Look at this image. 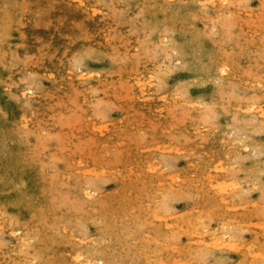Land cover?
I'll return each instance as SVG.
<instances>
[{"label": "clouds", "instance_id": "obj_1", "mask_svg": "<svg viewBox=\"0 0 264 264\" xmlns=\"http://www.w3.org/2000/svg\"><path fill=\"white\" fill-rule=\"evenodd\" d=\"M0 264H264V0H0Z\"/></svg>", "mask_w": 264, "mask_h": 264}, {"label": "rangeland", "instance_id": "obj_2", "mask_svg": "<svg viewBox=\"0 0 264 264\" xmlns=\"http://www.w3.org/2000/svg\"><path fill=\"white\" fill-rule=\"evenodd\" d=\"M147 99V97H145ZM129 107H132L135 109L133 113H130L132 116V121L130 124H126L124 129H121L116 133V139L113 141L114 145L117 146H123L126 144L128 137H130L134 130L139 129L141 125H143L146 121L144 119H139L136 117V112H139L141 116H143L145 113L142 111V109L145 108V105L143 104H136V105H130ZM159 111L158 108H154L153 112ZM98 127V126H94ZM142 130V129H141ZM163 131V129H162ZM121 133H123V136H121ZM103 135V132L100 133ZM164 147L161 143H146V144H140L135 147H133L130 151H125L124 156V167H125V175L128 177V182L122 186L121 193L119 195V199L121 200H128L130 207L129 211L132 210V208H139L141 202H143V206L145 208L148 207L146 199L141 201L138 199V197H146L149 192L144 190L145 185H147L148 190H155L156 193H159L161 196L163 194V190L166 186L171 185L175 183L176 181L186 179V177L183 176H176V175H168L164 176L161 173H158L156 171V167L154 164V161L156 160V156L153 155L154 153H159V151ZM181 166L183 165V162H180ZM163 165H161L162 167ZM85 172L92 171L91 168H85ZM144 176L145 178L140 180L138 179L141 176ZM191 175V174H190ZM211 179V173L208 174ZM217 182V187L220 188L223 186L219 185ZM219 185V186H218ZM191 201H189V204ZM173 207L177 209V213L180 216H184L185 214L191 215L192 210L185 208V203L181 202L179 204L173 203ZM199 209H197V212ZM157 224H160L164 229H167L170 224L177 223L175 217H154ZM166 220V221H165ZM169 223V224H168ZM181 227H184V221L178 222ZM253 224L256 223L255 220L252 221ZM168 224V225H167ZM193 235H197V233H191ZM194 241L193 243H195Z\"/></svg>", "mask_w": 264, "mask_h": 264}, {"label": "bare ground", "instance_id": "obj_3", "mask_svg": "<svg viewBox=\"0 0 264 264\" xmlns=\"http://www.w3.org/2000/svg\"><path fill=\"white\" fill-rule=\"evenodd\" d=\"M209 174H210V173H209ZM209 178H210V177H209ZM221 182H223V181H221ZM218 184H219V185H222L223 183L220 184V182H219ZM219 185H218V186H219ZM163 218H164V217H163ZM165 221H166V220H165ZM173 223H174V222H173ZM168 224H169V223H168ZM168 224H167V225H168ZM193 233H194V232H193ZM191 235H193V234H191ZM193 242H194V241H193Z\"/></svg>", "mask_w": 264, "mask_h": 264}]
</instances>
